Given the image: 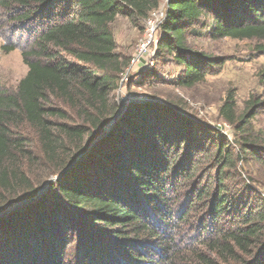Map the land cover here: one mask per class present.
<instances>
[{"label": "trees", "instance_id": "obj_1", "mask_svg": "<svg viewBox=\"0 0 264 264\" xmlns=\"http://www.w3.org/2000/svg\"><path fill=\"white\" fill-rule=\"evenodd\" d=\"M159 5L0 0V38L33 28L21 52L25 77L14 92L0 90V264H264V185L248 172L264 164L251 125L264 115V72L262 94L241 114L230 94L220 105L236 147L153 101L130 102L104 133L128 64L110 26L117 17L145 21ZM162 18L154 54L180 69L178 88L225 63L194 50L191 36L251 41L264 54V0H168Z\"/></svg>", "mask_w": 264, "mask_h": 264}, {"label": "rangeland", "instance_id": "obj_2", "mask_svg": "<svg viewBox=\"0 0 264 264\" xmlns=\"http://www.w3.org/2000/svg\"><path fill=\"white\" fill-rule=\"evenodd\" d=\"M167 1L160 0L159 8L152 11L145 21L133 22L126 17H117L110 26L116 44V53L128 63L120 77L114 101L117 104L120 96L125 98L126 103L136 102V100L169 103L178 112L190 117L197 126L219 131L228 142L235 143L234 147H236L233 127L221 120L218 111L229 94L235 100L238 115L244 111V104L251 96L262 94L260 79L264 72V54L259 55L254 52V42L251 41H237L229 38L211 41L205 35L191 36L189 45L194 50L210 57L221 58L225 63L216 74L207 77L203 83L191 89L178 88L174 81L181 73L180 69L167 59L163 62L157 61L154 54L159 39L158 27L162 22ZM32 31V27L26 26L23 33L7 32L0 38V90L7 93L14 92L18 83L25 77L27 67L21 52L23 48L26 49L25 42ZM149 35L152 36L151 43L139 56L138 50L148 41ZM9 44H16L18 49L4 53L1 48ZM138 56L139 60H137ZM133 60L134 63H132ZM148 72L152 73L151 75L155 73L154 77L146 76ZM251 125L255 134H259L264 140V115L256 116L251 121ZM21 133L23 136H29L34 153L40 157L34 135L24 129ZM237 167L241 168V164ZM26 168L27 171L31 169ZM248 168L249 174L264 185V164L258 167L249 164ZM54 178L56 179V175L48 177L46 182ZM261 192L264 195V188ZM192 235L194 236V233ZM179 236L185 241L188 240L185 234Z\"/></svg>", "mask_w": 264, "mask_h": 264}, {"label": "water", "instance_id": "obj_3", "mask_svg": "<svg viewBox=\"0 0 264 264\" xmlns=\"http://www.w3.org/2000/svg\"><path fill=\"white\" fill-rule=\"evenodd\" d=\"M137 101V100H136ZM135 102V101H134ZM130 102H125V98H121L120 96H119V98H118V102H117V107H118V112H117V114L114 116V118L106 125V126H104L103 127V129H104V133H108L111 129L110 128H112L115 124H116V122H117V120L119 119V117L124 113V111H125V108H126V106L129 104ZM99 139H101V138H98V139H95L89 146H88V148H87V150L85 151V152H83V154H81L80 156H78L77 158H75L68 166V168L66 169V171L67 170H69V169H71L77 162H79L81 159H83V157L93 148L92 146L93 145H95L97 142H98V140ZM55 180V178L54 179H49V180H47V182L45 183V187L38 193V195H40V194H42L45 190H46V188H47V184L48 183H50V182H53ZM37 195V196H38ZM36 196V197H37ZM36 197H34L33 199H35ZM21 204H18V205H16V207L17 206H20ZM12 209H14V207L12 208ZM12 209H10V211H12ZM7 212V211H6ZM6 212H3V213H1L0 214V216H2V215H4V214H6ZM9 212V211H8Z\"/></svg>", "mask_w": 264, "mask_h": 264}, {"label": "built area", "instance_id": "obj_4", "mask_svg": "<svg viewBox=\"0 0 264 264\" xmlns=\"http://www.w3.org/2000/svg\"><path fill=\"white\" fill-rule=\"evenodd\" d=\"M151 40H152V36L149 35V39H148V41L145 43V45H144V44L141 45L140 50H138V55H139V56L142 55V53L145 51L147 45H149V44L151 43ZM139 56H138L137 60H139V58H140ZM134 62H135V61L133 60L132 63H134Z\"/></svg>", "mask_w": 264, "mask_h": 264}]
</instances>
